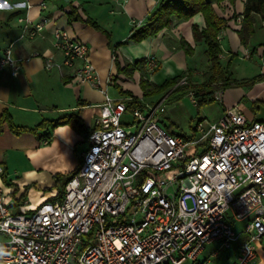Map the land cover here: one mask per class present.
<instances>
[{
  "label": "built area",
  "instance_id": "2783aa9c",
  "mask_svg": "<svg viewBox=\"0 0 264 264\" xmlns=\"http://www.w3.org/2000/svg\"><path fill=\"white\" fill-rule=\"evenodd\" d=\"M19 21L23 34L42 30L26 17ZM52 35L61 59L45 57L44 69L62 71L78 62L73 77L100 88L88 46L65 30ZM251 57L248 50L240 55ZM145 63L151 72L157 68L153 57ZM21 64L8 47L0 72L17 77ZM112 85L109 78L100 90L104 102L60 199L57 194L14 212L16 190L0 187V246L9 253L4 264H212L236 243L231 264H251L264 239V121H248L233 106L212 124L199 121V138L175 135L155 119L166 111L167 96L153 106L137 98L143 106L130 108L132 97L108 95ZM177 87L187 88L198 108L188 73ZM213 99L221 104L222 93L215 91ZM209 245H215L211 258L200 260Z\"/></svg>",
  "mask_w": 264,
  "mask_h": 264
},
{
  "label": "crops",
  "instance_id": "0c3cea01",
  "mask_svg": "<svg viewBox=\"0 0 264 264\" xmlns=\"http://www.w3.org/2000/svg\"><path fill=\"white\" fill-rule=\"evenodd\" d=\"M245 1H224L218 5L213 3L215 13L226 21L224 28L217 34L221 51L219 61L225 65L232 55H236L230 62L229 71L241 61L242 52L255 50L251 59L259 61L260 65H256L260 66V75H264V54L263 59L258 55L264 46V27L259 17L254 16V33L247 39L246 47L238 35ZM42 3L43 8L40 7ZM29 4L30 9L26 10L25 0L0 2V58L10 47L13 56L22 60L21 71L17 77H13L8 69L0 72V115L7 112L16 127L33 129L43 121L50 122L66 114H74L85 129L91 130L99 113V105L104 102L100 90L105 88L107 79L112 78L116 97L119 94L115 85L140 99L143 96L141 80L160 86L165 81L188 72L192 81L196 78L194 75H199L195 80L197 83L201 82L200 76L207 69L204 41L196 42L193 35V27L200 31L205 29L201 14L188 21L171 20V26L162 29L156 36L140 43L124 44L135 29L133 22L145 23L155 11L157 0H29ZM70 14L79 20H71ZM25 17L33 26L41 25L42 30L35 33L30 29L27 34H23L24 24L19 20ZM87 20L92 21L101 31L88 25ZM60 30L67 31L73 38L88 46L90 62L95 69L100 88L81 84L73 77L74 68L79 66L78 62L72 68H64L62 71L44 69L45 57L52 55L55 61L61 59L53 47L52 35ZM186 50H189V53ZM147 57L155 59L158 69L155 73L147 69L144 62ZM137 62L139 63L135 64ZM253 82L252 87L255 89L250 93L244 91L242 86L220 90L221 109L209 124L214 123L225 108L237 106L244 115L240 102L247 96L251 104L261 103L264 107V98H261L264 96V85L254 80ZM259 86L261 88L256 90ZM46 131L50 132L49 140L39 141L34 133L25 132L15 136L6 124L0 125V167L5 172L6 181L10 172L9 165L13 160H19L20 157V160L23 159L21 163L26 167L22 177L6 182L14 183L19 191V194L14 193L16 203L23 195L21 188L24 191V187L32 183L47 190L54 186L55 175L75 171L81 154L87 148L84 136L71 125L60 126L53 131L47 129L42 133ZM81 144H85V148L78 153ZM56 147L63 149V155L76 157L70 168L62 164V155L56 154ZM42 155L46 156L45 160L40 159ZM6 183L1 179L0 187L7 188ZM16 187L13 188L16 190ZM57 194V190L48 193L30 189L26 192L24 209H32ZM263 243L264 239L256 248V255L251 264H264ZM238 247L239 244H233L229 250L220 251L216 258H211L215 245H209L205 247L200 260L209 257L212 264H231L236 259Z\"/></svg>",
  "mask_w": 264,
  "mask_h": 264
},
{
  "label": "trees",
  "instance_id": "16d2710c",
  "mask_svg": "<svg viewBox=\"0 0 264 264\" xmlns=\"http://www.w3.org/2000/svg\"><path fill=\"white\" fill-rule=\"evenodd\" d=\"M229 1L231 3L234 0H157V7L155 11L146 19V22L139 28L133 29L129 38L126 40L124 44L127 42L140 43L147 38H151L156 36L162 29L168 28L171 26V20L177 21H188L192 17L197 14H201L204 22L205 29L200 31L197 27H193V35L196 42L204 41L206 46V50L204 52L207 60L208 66L204 73L200 76L201 82H197L191 85V88L195 91L197 99H198V109L202 106L211 104L214 102L213 93L215 90H226L233 87H239L245 83V80H236L232 77L228 72V68L230 66V62L232 58H236V55H232L231 59L225 64H221L219 61V55L221 53L219 48V41L217 40V34L220 30L224 28L226 25V21L223 18H220L214 11L213 3L216 5ZM254 16L259 17L260 21H264V0H246L244 4V12L242 15L241 22V30L238 32L240 41L246 47V41L254 33L253 24L255 23ZM71 20H79L77 17H73L71 14L69 15ZM86 23L90 25L95 30L101 31V29L95 25L92 21L87 20ZM189 50H186L187 53ZM255 50H251V55L254 54ZM145 62V61H144ZM139 62L135 63L138 64ZM158 69L156 68L153 73H155ZM188 73V72H187ZM184 74H181L174 79H170L165 81L161 86H155V91L157 94H160L168 89L173 88L180 81ZM189 75V81L191 83V75ZM115 88L118 91L119 95L122 96H130L133 98V103L129 105L130 108H139L143 105L139 102V100L134 97L130 92L122 91L117 85ZM140 88L144 93L143 98L147 97V94L150 90L149 83L146 80H141ZM187 88H175L169 97L181 95L187 92ZM183 91V93H178ZM147 103V102H146ZM6 124L11 133L15 136H19L25 132H31L36 134L37 139L39 141L49 140L50 132L46 131V133H42V131L49 129L53 131L55 128L65 125H71L77 132L84 136L86 140L88 136L92 133L93 129L88 130L83 127L79 118L74 114H66L54 121H43L39 126L33 129L20 128L13 125L11 117L7 112H3L0 115V125ZM41 131L40 133H38ZM194 132V130H193ZM75 171L65 174V177L62 178V175L54 176V188L53 190H57L59 184L64 179L66 182L70 176ZM2 181L6 183V179L2 177ZM64 182V184H65ZM8 187H16L14 184L6 183ZM62 185V189L64 187ZM53 186V187H54ZM62 189L58 190L57 198L60 199L62 194ZM26 192L23 193L21 198L17 201L16 206L24 205L26 202Z\"/></svg>",
  "mask_w": 264,
  "mask_h": 264
},
{
  "label": "rangeland",
  "instance_id": "374dc122",
  "mask_svg": "<svg viewBox=\"0 0 264 264\" xmlns=\"http://www.w3.org/2000/svg\"><path fill=\"white\" fill-rule=\"evenodd\" d=\"M259 60V59H258ZM261 60V59H260ZM249 61H252V59H249L248 62L244 61H238L236 63V65H233V67L231 69H229V74L232 75V77L236 80H245L247 79V81L245 83H243L242 89H244V91H252L255 89V87H252V84L254 83V81H256V83L262 82L263 80V75H260L259 73V69H260V63H258L259 61H252L249 63ZM258 64V65H256ZM263 67V66H262ZM203 71V70H201ZM193 78L194 80L191 81V85L195 83V80L199 77V75H194ZM262 84V83H261ZM162 85V84H161ZM160 85V86H161ZM264 85V84H262ZM155 86H157L154 83H149V89L150 91L147 94V97L143 98V101H146L147 103H149L151 106L157 104L163 97L167 96V100L165 101V112L162 114H159L156 116V120L159 122V125L167 132L169 133H173L175 135H184L187 137H191L193 136V133H195L196 138H199L201 136V134L199 132H193V130L196 129V125L199 121L205 120L207 123H210L212 120H214L218 114L219 111L221 109V104L214 101L211 104L202 106L200 109L194 107L189 99L186 96V93H183V91H180L178 93H183L181 95H177V96H170L171 92L176 88V86H174L171 89H168L160 94H157L155 91ZM178 88V87H177ZM252 88V89H250ZM261 87H257L256 90L260 89ZM255 90V91H256ZM143 92V91H142ZM146 91L144 90V93ZM143 93V94H144ZM108 95L111 98H115V90L111 87L108 88ZM261 98H264V96H262ZM260 98V99H261ZM240 106L243 107V113L244 116L247 118L248 121H252V120H262L264 119V107L261 105V103H257L255 105L251 104V102L249 101V96H247L246 98L242 99L240 102ZM85 148V144H81L80 148L78 149V153L80 152V150ZM61 150V151H60ZM62 148H58L56 147V154H61L62 158L61 160L63 161L62 164H65L67 166V168H70V164L73 160L76 159V157L73 156H69V154H62ZM72 155V154H71ZM42 160L46 159L45 155H42L41 158ZM22 160H19L16 158L15 160L12 161V163H10L9 165V177L7 181H15L18 178L22 177V172L23 169L26 168L24 166L23 163H21ZM73 163V162H72ZM61 164V166H62ZM69 164V165H68ZM61 166H59L61 168ZM39 168V167H38ZM41 168V167H40ZM59 169V168H58ZM17 172V175H14V173ZM61 172V171H60ZM57 175H62L64 178L65 175L64 173H59ZM8 182V183H9ZM64 179L61 181V183L59 184V187H57V191L61 190L62 185L64 184ZM10 184V183H9ZM12 185L14 183H11ZM12 188V187H10ZM54 187H49L47 190L44 187L38 186V185H34V184H29L27 185V187H24V191L21 188L20 190L22 191V193H24L25 191H29L31 190H40L41 192H50L52 191ZM15 193L19 194V191H17V187H16V191ZM27 200V199H26ZM22 206V207H21ZM25 204L24 205H20L19 206H15L14 209L12 211L14 212H19L20 210L24 209ZM233 228L238 232L242 230V225L240 224H233ZM264 244V243H263ZM207 250V249H206Z\"/></svg>",
  "mask_w": 264,
  "mask_h": 264
},
{
  "label": "clouds",
  "instance_id": "9594fccd",
  "mask_svg": "<svg viewBox=\"0 0 264 264\" xmlns=\"http://www.w3.org/2000/svg\"><path fill=\"white\" fill-rule=\"evenodd\" d=\"M0 2H3V0H0ZM9 255L6 249H4L2 246H0V264H4V258Z\"/></svg>",
  "mask_w": 264,
  "mask_h": 264
},
{
  "label": "water",
  "instance_id": "95a60500",
  "mask_svg": "<svg viewBox=\"0 0 264 264\" xmlns=\"http://www.w3.org/2000/svg\"><path fill=\"white\" fill-rule=\"evenodd\" d=\"M68 0H65V2H67Z\"/></svg>",
  "mask_w": 264,
  "mask_h": 264
}]
</instances>
